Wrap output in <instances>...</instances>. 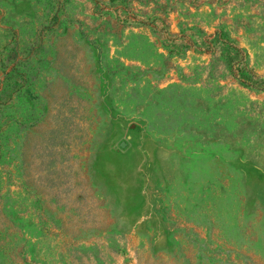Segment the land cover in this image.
<instances>
[{"label": "rangeland", "instance_id": "374dc122", "mask_svg": "<svg viewBox=\"0 0 264 264\" xmlns=\"http://www.w3.org/2000/svg\"><path fill=\"white\" fill-rule=\"evenodd\" d=\"M0 264H264V0H0Z\"/></svg>", "mask_w": 264, "mask_h": 264}]
</instances>
